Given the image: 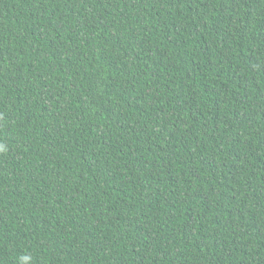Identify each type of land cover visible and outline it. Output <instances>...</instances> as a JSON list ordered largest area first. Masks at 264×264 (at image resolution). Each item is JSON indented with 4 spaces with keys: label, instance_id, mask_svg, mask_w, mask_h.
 Wrapping results in <instances>:
<instances>
[{
    "label": "trees",
    "instance_id": "1",
    "mask_svg": "<svg viewBox=\"0 0 264 264\" xmlns=\"http://www.w3.org/2000/svg\"><path fill=\"white\" fill-rule=\"evenodd\" d=\"M264 264V0H0V264Z\"/></svg>",
    "mask_w": 264,
    "mask_h": 264
},
{
    "label": "clouds",
    "instance_id": "2",
    "mask_svg": "<svg viewBox=\"0 0 264 264\" xmlns=\"http://www.w3.org/2000/svg\"><path fill=\"white\" fill-rule=\"evenodd\" d=\"M21 259L22 264H32V258L30 256H24Z\"/></svg>",
    "mask_w": 264,
    "mask_h": 264
}]
</instances>
